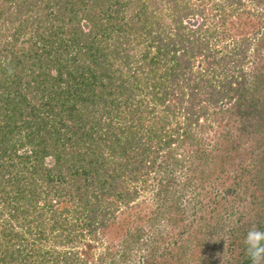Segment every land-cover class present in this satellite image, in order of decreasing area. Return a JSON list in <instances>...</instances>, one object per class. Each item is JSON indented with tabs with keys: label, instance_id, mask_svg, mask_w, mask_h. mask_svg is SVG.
Masks as SVG:
<instances>
[{
	"label": "trees",
	"instance_id": "16d2710c",
	"mask_svg": "<svg viewBox=\"0 0 264 264\" xmlns=\"http://www.w3.org/2000/svg\"><path fill=\"white\" fill-rule=\"evenodd\" d=\"M257 149L264 0H0V264H252Z\"/></svg>",
	"mask_w": 264,
	"mask_h": 264
},
{
	"label": "rangeland",
	"instance_id": "374dc122",
	"mask_svg": "<svg viewBox=\"0 0 264 264\" xmlns=\"http://www.w3.org/2000/svg\"><path fill=\"white\" fill-rule=\"evenodd\" d=\"M205 138H209L210 137V133L208 131H205ZM211 151V150H210ZM257 153V155L255 156V158L257 159L258 162L255 163V166H256V169H255V173L257 175H254V177H258L257 178V181H262L264 183V162L262 163L260 160L263 161L262 158H264V153H262L260 155V149H257L255 151V153ZM247 154L244 153V155H240L239 158H238V167H242L244 166L246 163H247ZM239 170V169H238ZM258 171V172H257ZM233 184V182H232ZM260 185V183H259ZM260 193V192H258ZM145 197V195L142 196V198ZM261 197V195H260ZM264 205V201H260V207ZM262 215H260L261 217H263V220H264V210L261 211L260 209V212ZM229 235L226 236H222L219 240V245L215 248V247H211L209 248V252L211 253L212 255V258L217 261L216 263L217 264H221L222 261H223V250L227 248V244H230L231 243V239L228 237ZM229 241V242H228ZM225 247V248H224ZM226 260L229 258V257H225ZM140 264V263H139Z\"/></svg>",
	"mask_w": 264,
	"mask_h": 264
},
{
	"label": "clouds",
	"instance_id": "9594fccd",
	"mask_svg": "<svg viewBox=\"0 0 264 264\" xmlns=\"http://www.w3.org/2000/svg\"><path fill=\"white\" fill-rule=\"evenodd\" d=\"M243 243L252 264H264V228L250 227Z\"/></svg>",
	"mask_w": 264,
	"mask_h": 264
}]
</instances>
